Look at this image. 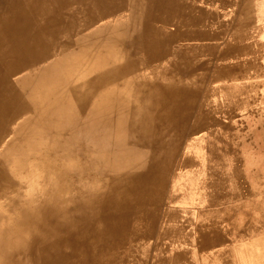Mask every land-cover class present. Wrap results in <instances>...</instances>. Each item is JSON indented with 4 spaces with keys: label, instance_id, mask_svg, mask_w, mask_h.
<instances>
[{
    "label": "bare ground",
    "instance_id": "1",
    "mask_svg": "<svg viewBox=\"0 0 264 264\" xmlns=\"http://www.w3.org/2000/svg\"><path fill=\"white\" fill-rule=\"evenodd\" d=\"M197 1L0 0V264H126L136 252L148 264L154 236L155 264H168L191 240L195 210L170 207L171 180L186 175L199 179L195 247L230 239L215 230L231 177L216 145L221 115L250 102L238 53L255 38L244 22L223 46ZM254 2L230 4L262 11ZM257 208L230 234L249 235L239 255L264 264ZM188 253L171 264H189Z\"/></svg>",
    "mask_w": 264,
    "mask_h": 264
},
{
    "label": "rangeland",
    "instance_id": "2",
    "mask_svg": "<svg viewBox=\"0 0 264 264\" xmlns=\"http://www.w3.org/2000/svg\"><path fill=\"white\" fill-rule=\"evenodd\" d=\"M254 1V3H261L264 6V0ZM221 3H225V5L222 6ZM230 3L231 0H198L195 4H193L195 8L201 10L205 16L209 17L206 18V22L203 21L204 25L206 23L214 24L213 26H210L213 30L209 29L206 25V28L209 29L211 33L214 31L224 33V38L222 41L223 46L227 43L234 44L233 42H236L234 38L237 34H239L237 33L238 30H240L239 24L244 22H249L248 26L243 28V31L246 32L245 34H247L249 37L251 36L255 38L253 40H246L245 43H243V48L252 51L251 54L247 51H245V53L243 50H240L238 53L239 60L242 62L241 65H244L245 67L248 66L247 70L249 71H247L245 75L240 74V81L237 83L241 85L242 88L244 85L248 86L245 93L248 96L250 102L248 103V106L239 109L232 117L227 114L221 115L223 123L225 126L227 125V127L222 131L223 141L221 140L222 142L216 145L218 150L223 149L224 153L228 154L226 163L229 169L226 172L231 175V177L228 179L227 191L224 192V194H228L230 198H228V201L223 205L221 216H219L220 218L216 220L217 228H215V230L217 232H221V230H223L225 239H230L222 244V247H216L211 251L203 252L200 251L199 248H196L195 245L197 242V234L196 230L194 229L197 228L196 226L200 220L199 216L197 217L196 215V211L198 210L197 208L202 206L197 200L199 196V189L197 188L198 186H196L197 181H199L198 175L195 176L193 174L194 179L188 177L187 175L186 177L182 176L181 179H178L174 183L171 180L172 185L170 186V189L176 194L178 199L175 203H172L170 207L179 208L182 211L185 209H190L193 212L195 210V217H192V223L190 222L191 225L187 227L186 231V236H190L191 240H188L189 242H184L185 240H178L177 243L172 246V251L170 250L167 253V257L172 259L181 249H189V256L187 258L189 264H220L219 262H221V264H253L251 263V259L246 260V258H243L239 255L241 251L246 249V238L250 236L248 235L242 238L240 233L231 235L230 229H233V227L241 228L240 226L243 225L245 221H247L249 215L252 213L254 215L256 213L254 211L258 209L257 206L264 209V77H261L259 74H257L254 68L257 67L255 64L257 62V64H260L261 66L262 64L264 65V8L262 11L255 9L253 13H244L241 7H236ZM260 45H262L261 50H259ZM259 51H262L261 56H258ZM250 64H252L254 67L249 66ZM262 68H264V66H262ZM260 82H262L263 85L258 89L257 87ZM259 93L261 94L259 95ZM239 114L240 116H238ZM201 142L203 143V141ZM201 142L193 141L192 147L198 151V164H203L205 167L207 158L202 150ZM194 171L196 172V168ZM190 174H192V172ZM245 175H247V177ZM243 182H245V184H243ZM251 219L253 222V216ZM158 243L159 241L156 236L150 238L149 245L146 250L148 254V264H155L158 258V253L154 250V246H156ZM133 255H135V258H130L132 264H138L136 261H138V258L141 257L137 254V252ZM136 256L138 258H136ZM130 259L129 257L126 258V264L130 261ZM171 259L170 263L167 262L168 264H171ZM142 263L143 262L140 264Z\"/></svg>",
    "mask_w": 264,
    "mask_h": 264
}]
</instances>
